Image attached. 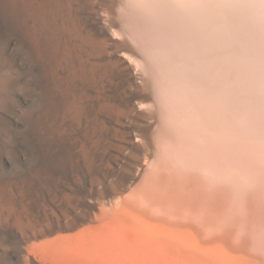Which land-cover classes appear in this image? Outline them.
I'll return each mask as SVG.
<instances>
[{
	"label": "bare ground",
	"instance_id": "bare-ground-1",
	"mask_svg": "<svg viewBox=\"0 0 264 264\" xmlns=\"http://www.w3.org/2000/svg\"><path fill=\"white\" fill-rule=\"evenodd\" d=\"M212 4L216 7L217 0ZM204 5L205 0H0V166L20 167L22 157L10 156L16 152L45 155L71 153L79 148L89 155L97 149L108 155V149L111 151L115 146L125 160L117 170L102 162L90 163L92 159L86 161L88 165L81 164L84 158L71 159L76 155L73 152L74 156L70 154L73 157L66 154L63 159L52 161L51 158L50 163L30 165L36 173L47 170L60 178L70 179L84 171L92 183L117 176L116 183L99 189V198L106 203L104 196H117L118 200L124 197L123 192L138 176L135 171L141 174L143 160L149 158L147 154L153 146L154 133L167 142L171 139L178 142L177 146L183 145L178 146L181 153L187 146L198 147L200 140H209L219 114L221 69L218 22H203ZM210 140L209 144L213 139ZM56 176V180L46 177L29 182L24 189L60 188V194L65 193L67 187L65 191L61 188L66 181ZM73 180V197L69 198L78 199L83 196L82 189L79 180ZM132 194L134 197L135 192ZM0 198L3 201L4 197ZM69 198L63 199L68 202ZM108 199L112 200L109 196ZM94 201L87 203L88 211L95 209ZM127 201H121V205L126 202L123 208L119 206L122 212L112 207L115 209L112 214L108 210L93 216L87 212L60 221L57 209L49 206L50 212L58 214H54L58 218L55 219L47 214L46 202L43 204L41 200L34 213L43 212L55 222L33 234L25 233V228L37 218L35 214H25V202L22 201L25 207L14 201L1 202L0 264H28L30 255H26L25 248L29 242H26L43 236L44 241L30 242L29 251L50 263L200 264L195 248L189 249L186 243L173 246L171 232L156 225L168 223V219L152 217L151 221L127 211L124 207ZM11 219L18 228L16 233L10 230ZM186 223L192 224L197 235L200 234L198 221L186 218L179 222ZM83 224L86 225L80 228ZM56 230L57 236L51 238L49 235Z\"/></svg>",
	"mask_w": 264,
	"mask_h": 264
},
{
	"label": "rangeland",
	"instance_id": "rangeland-1",
	"mask_svg": "<svg viewBox=\"0 0 264 264\" xmlns=\"http://www.w3.org/2000/svg\"><path fill=\"white\" fill-rule=\"evenodd\" d=\"M212 1L205 0L206 5L204 6L206 7L204 8L206 9L204 10L205 16L203 21L218 22L219 69H221L219 70V79H221V84L219 83L220 90L218 91L219 111H217V114H219L217 118L219 119L216 118V128L215 130L213 128V133L209 137V140L213 137V141L212 139L210 140L212 144H209V140L205 142L200 140L197 144L199 147L198 152H194L195 147H197L196 144H189L191 147L195 146L192 149L193 151L190 147L189 149L192 152H186L189 150V146H185L187 149L183 147L185 149L182 151L185 154L183 155L179 149L183 145L179 146L180 144H178V147L175 144L178 142L173 143L171 139L170 141L168 139L169 142H167L165 141L167 139L163 140L159 138L157 132L154 133L156 134H153L154 137L152 136L154 147L152 146V152L150 151L147 154L149 158L145 157L147 159L143 160L144 164L141 174L135 171V176H138L134 178V183L128 187L129 189L125 191L126 193L123 192L122 196L124 197H119V200L122 198L123 201H127L126 199L128 198V205L124 206L126 210L139 213L138 215L144 216L151 221H153V218L156 219V217L168 219V223L162 222L163 224L156 225H160V228L165 232H171L170 240L173 246L177 245V243L178 246H183L186 243L189 249L191 247H193L191 249L195 248L199 253V259H201L199 260L200 264H264V0H217L218 4L216 7L213 6ZM210 145H212V148ZM100 150L91 151V157H88L90 156L88 151L87 154L85 150L79 148L72 151L76 155L72 152L45 153V155L44 153L34 152H19L20 155L18 152L16 154L13 153L15 155L10 153V156L22 157L21 166L10 168L0 166V182L2 181L1 186L3 185L0 187V191L2 193L3 190L4 192L7 190V193H0L2 195L0 197H4L2 198L3 201L0 198V204L1 202L12 204V201H14V203L24 206L22 202L24 201L25 206L27 205L26 210H29L30 213H26V211L25 214L31 216L37 211L38 203L44 201L43 204L46 202L44 206L47 207L45 208L47 214L49 212L52 217H56L55 219L60 218L58 220L64 219V221L72 219L76 215L81 217L84 214L86 215L87 212L93 213V216L96 212V215H98L101 211L107 212L108 210L107 213L111 212L110 214H112L114 207H117L115 209H120V212H122V206L126 202L121 205L122 200L119 203L117 196L114 197L113 195L104 196L106 199L103 198V200L105 199L106 203L101 201L99 189L103 187L102 182L93 181L92 183L84 171L83 173H78L76 177L75 175L71 176L72 178L70 177L69 179L52 175L47 170H45V173L44 170L41 173H36V169L30 168V165L39 164L44 161L50 163L53 159H63L67 155L70 156V154L75 155L74 157L70 156L74 160L78 157L84 158L81 159V164L88 165V162L91 161L90 163L100 165L102 162L104 165L107 164L105 165L106 167H110L113 170H117L118 167L120 168L125 161L123 154L120 151L118 152L115 146L112 147L111 151L110 148L108 149V152H110V154L107 152L109 156L107 154V156L104 155V151ZM117 152L122 156H119ZM98 153H100V156ZM114 154L118 156L114 157ZM53 155L55 156L53 157ZM44 157L45 160H43ZM104 157L107 159L103 160ZM113 157L115 159L117 157V160L120 157L122 158L119 161L116 160V162ZM51 158L52 161H50ZM85 158L87 159L85 160ZM108 159L110 160L108 161ZM83 175L85 178H83ZM54 176L58 177L57 179H63L64 182L66 181L61 190L67 187L68 190L66 189L65 191L64 189L65 193L68 191L67 197L64 196V192L60 194V188L43 189L44 191L41 189V192L37 188L28 191L24 189L29 186V182H35L46 177L56 180ZM78 176H81V179ZM73 179L79 180L80 189H82L83 194L78 199L74 197V199L76 198L75 201L74 199H70L73 197ZM89 186L90 189L92 187L94 189L90 190ZM16 187L21 190H18ZM12 190H15L16 193ZM20 192L25 194H20ZM28 192L31 193L28 194ZM134 192L135 196L133 197L134 194L132 193ZM50 193L53 195H49ZM18 195L22 196L21 199ZM125 195L127 196L126 198ZM61 196L63 198H69L70 196V198L67 202V199L65 200ZM108 196L112 199V202L108 199ZM6 197L11 201H8ZM113 197L117 199V203L113 202ZM53 199L57 201L55 202ZM34 200L35 202H33ZM94 200L97 202L95 209L88 211L89 206L87 203L89 201L95 202ZM99 201L103 203L101 204ZM67 204L68 206H66ZM49 206H51V209H57V213H60L59 215L63 217L58 216L57 218L54 214H58L55 213L56 211L52 213L53 210L50 212ZM119 206L122 208H119ZM125 208L123 211L127 212ZM64 210L67 211L65 217ZM12 217L14 219L15 215L13 214ZM186 218L200 223L201 231L199 235H197L198 231L192 224H179L180 221ZM11 222H9L10 230L13 229L11 231L16 233L18 228L14 220L11 219ZM85 225L83 224L79 227L81 228ZM55 232L49 236L52 235L51 238L55 235L57 236L58 230ZM185 235L189 239L188 242H185L188 240H185ZM44 237H38L39 240L38 238H34L32 241L30 240L26 243L28 244L29 242L30 244L34 240L40 242L43 239L45 240L46 237ZM47 238L49 237L47 236ZM28 245L27 247L24 246V248H28H25L26 255L37 259H32L29 256L30 259H28L30 261H28V264H32L35 261L37 264H40L39 261L46 262L45 264L51 262L44 259L40 260V255L37 254L38 257L29 251ZM50 264L56 263L52 261Z\"/></svg>",
	"mask_w": 264,
	"mask_h": 264
},
{
	"label": "water",
	"instance_id": "water-1",
	"mask_svg": "<svg viewBox=\"0 0 264 264\" xmlns=\"http://www.w3.org/2000/svg\"><path fill=\"white\" fill-rule=\"evenodd\" d=\"M118 181V177L114 175H110L108 179H104L101 183L103 187H108L112 183H116ZM36 221L32 223L30 226L25 228V233L27 234H33L35 232H38L42 227H45L49 223H54L55 220L51 218L50 216L44 214L43 212H37L36 214ZM64 221V219L60 220Z\"/></svg>",
	"mask_w": 264,
	"mask_h": 264
}]
</instances>
